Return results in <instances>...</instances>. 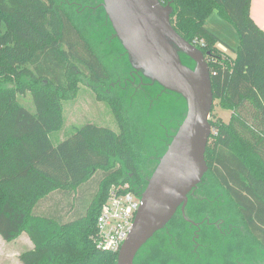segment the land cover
Returning <instances> with one entry per match:
<instances>
[{
  "label": "trees",
  "instance_id": "trees-1",
  "mask_svg": "<svg viewBox=\"0 0 264 264\" xmlns=\"http://www.w3.org/2000/svg\"><path fill=\"white\" fill-rule=\"evenodd\" d=\"M164 1L171 2L176 32L189 42L203 39L198 48L216 59L208 62L213 103L230 111L223 121L211 109L203 188L226 192L249 245L264 250V29L250 14L251 0ZM66 8L57 0H0V236L11 241L26 233L32 245L20 253L22 264H116L117 252L95 246L96 217L112 183L143 191L148 146L122 99L107 94L117 131L86 123L52 142L67 91L111 77ZM213 11L238 34L233 57L213 53L221 39L204 25ZM27 92L33 111L19 101ZM94 175L89 198L76 203V190ZM168 222L171 240L156 231L158 241H146L133 264H186L178 247L183 227L175 216ZM183 247L194 255L192 246Z\"/></svg>",
  "mask_w": 264,
  "mask_h": 264
},
{
  "label": "water",
  "instance_id": "water-1",
  "mask_svg": "<svg viewBox=\"0 0 264 264\" xmlns=\"http://www.w3.org/2000/svg\"><path fill=\"white\" fill-rule=\"evenodd\" d=\"M101 6L131 65L151 82L181 95L186 104L182 121L140 194L131 231L117 252L116 264H133L142 245L179 206L183 211L188 192L207 171L211 77L204 52L173 28L170 1L102 0ZM177 49L193 60V67L181 62Z\"/></svg>",
  "mask_w": 264,
  "mask_h": 264
},
{
  "label": "rangeland",
  "instance_id": "rangeland-1",
  "mask_svg": "<svg viewBox=\"0 0 264 264\" xmlns=\"http://www.w3.org/2000/svg\"><path fill=\"white\" fill-rule=\"evenodd\" d=\"M70 11L75 15L77 10L75 7H71ZM98 14H100V16ZM98 14L96 13L95 17L89 18L88 20H83V16L77 14L78 16L75 15L74 20L85 34H87L90 44L109 69L111 77L114 78L117 75L116 68H124L125 62L123 59H126L125 55L123 59H118L115 54L122 51L124 52L125 49L117 37L112 38L110 36V34L113 33V29L111 30V28L104 23V20L100 19L103 15V10L101 8H99ZM206 26L220 36L223 44L229 47V53L232 51L231 48L236 47L238 43V34L229 22L213 14V16L206 22ZM218 50L213 49V53L220 56L228 55L222 48H219ZM211 61L214 63L216 62V59L212 58ZM126 71V69L123 70V72ZM120 72L121 71H119V73ZM76 86L77 88L75 91H67L70 97L62 100L61 126L58 130L50 134L53 143L69 136L75 128L86 123L106 126L115 131L118 130L114 114L111 111V105L109 101L103 97L108 94V92H106V89L108 88L107 84H101V86H99L90 82H87V84L78 82ZM161 90L162 88L155 84L142 86L139 87L137 91L138 93L134 96L132 95V89H127L126 94L131 95L132 103L130 102L131 100L128 99L129 96L126 97V100H122L124 113L136 124L137 128L144 135V140L148 146V153L144 154L147 157V161L144 163V165L146 164V167H144L145 169L142 174L145 181H147L148 176L156 166V157H160V155L163 154L172 135L175 133L186 107L184 99H177L172 93ZM113 97L116 98L117 96L113 93ZM19 101L26 108L32 111L34 110V104L29 92L24 96H19ZM181 103L182 106L179 108ZM212 107V112L215 117H219L223 121L228 120L230 114L229 110L221 108L216 103H213ZM179 109H182L181 116ZM207 144L208 146H211L210 138L208 139ZM96 178V175H94L86 184L76 190V198L74 200L76 203L77 200L81 198H89L88 194L92 192ZM214 190L217 189L214 188ZM81 191H84L85 193H82ZM74 197L75 195L73 198ZM221 204L224 205V202ZM226 211H229L230 214L232 213L233 216L231 215V218L233 217L234 221L239 224V217L236 212L232 210V207L227 208ZM161 232H163V230ZM158 236L159 235L156 237L153 236L149 243L153 244V242L158 241ZM212 242L217 244L218 242L222 243V240L218 237H214L212 238ZM31 245L30 239L24 232L20 233L11 241H5L0 236V264H22L19 255L24 250L31 247ZM210 248L207 250L212 254L213 251ZM192 257L193 255L191 254L190 260L184 263L194 264L191 260ZM174 264H178V262H175ZM259 264H262V261H260Z\"/></svg>",
  "mask_w": 264,
  "mask_h": 264
},
{
  "label": "flooded vegetation",
  "instance_id": "flooded-vegetation-1",
  "mask_svg": "<svg viewBox=\"0 0 264 264\" xmlns=\"http://www.w3.org/2000/svg\"><path fill=\"white\" fill-rule=\"evenodd\" d=\"M162 2L163 4L167 3L164 0ZM101 3L102 0H57V5L67 7L66 9L75 7L77 10L75 15L78 16L77 14H81L83 20L95 17L96 13H99V8L103 10ZM98 15L100 16V14ZM100 19H103L104 23L112 30L104 10ZM110 36L112 38L116 37L114 32ZM177 52L182 63L189 67L194 66L193 60L180 49H177ZM115 55L118 59H123L125 55L126 59L123 60L126 65L124 63V68H116L117 75L114 78L110 77L107 82L101 84H107V95L113 96L114 93L122 100H126V97L129 96L128 99L132 103L131 95L126 94L127 89H132V95L135 96L138 93L139 87L156 85V83L151 82L141 71L131 65L125 50ZM204 55L208 63L211 60L210 53H205ZM125 69L127 71L123 72ZM119 71L121 72L119 73ZM101 84L98 85L101 86ZM161 91L167 92L163 88ZM156 160L158 162V156ZM204 181L205 178L203 176L201 181L188 192L183 211L179 206L173 214L180 224V227H183L180 231L181 240L178 245V247L180 246L179 259L183 262L190 260V254H187L183 250V245L187 243L189 247L192 246L191 250L195 251L191 258L194 264H259L260 261L264 264V250L253 243L249 245V240L246 238L247 232L241 225V222L239 224L236 223L233 217L231 218L232 213L230 214L229 211H226L227 208H231L229 206L230 199L226 192L222 189L214 190L203 188L208 185V182L206 183ZM223 202L224 205L221 204ZM232 210L234 211L233 208ZM161 229L164 231L165 236H167L168 241H170V235H172L174 230L169 225V222ZM214 237H218L222 240V243H213L212 238ZM151 238L149 239L151 240ZM209 248L213 251L212 254L208 252L207 249Z\"/></svg>",
  "mask_w": 264,
  "mask_h": 264
},
{
  "label": "built area",
  "instance_id": "built-area-1",
  "mask_svg": "<svg viewBox=\"0 0 264 264\" xmlns=\"http://www.w3.org/2000/svg\"><path fill=\"white\" fill-rule=\"evenodd\" d=\"M191 43L196 47L204 45L203 39L200 38H194ZM140 194L128 181L110 185L96 217L92 238L97 249L118 252L133 226L141 204Z\"/></svg>",
  "mask_w": 264,
  "mask_h": 264
},
{
  "label": "crops",
  "instance_id": "crops-1",
  "mask_svg": "<svg viewBox=\"0 0 264 264\" xmlns=\"http://www.w3.org/2000/svg\"><path fill=\"white\" fill-rule=\"evenodd\" d=\"M249 11H250V14H251V16H252V18L254 19V21L262 28V29H264V0H251L250 1V6H249ZM213 14H215L216 16H219L217 13H216V11H213L208 17H207V19L205 20V27L207 28V26H206V22L208 21V19L210 18V17H212L213 16ZM220 17V16H219ZM220 18H222V17H220ZM223 19V18H222ZM224 20V19H223ZM208 29V28H207ZM208 30H210V29H208ZM211 31V30H210ZM211 32H213V31H211ZM215 35H217L219 38H220V36L217 34V33H215V32H213ZM221 39V38H220ZM219 48H222L223 50H225L226 51V53L229 55V56H231V57H233L234 56V53L231 51L230 53H229V51H228V47H227V45H224L223 44V42H222V40H221V42H217V44H216Z\"/></svg>",
  "mask_w": 264,
  "mask_h": 264
}]
</instances>
